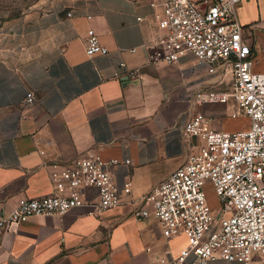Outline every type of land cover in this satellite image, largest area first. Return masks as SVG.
I'll return each mask as SVG.
<instances>
[{"label":"crops","instance_id":"crops-1","mask_svg":"<svg viewBox=\"0 0 264 264\" xmlns=\"http://www.w3.org/2000/svg\"><path fill=\"white\" fill-rule=\"evenodd\" d=\"M149 2L31 0L25 11L0 16V216L22 198L52 192L53 161L89 149L132 160L113 171L118 185L132 183L121 206L101 215L83 205L33 217L0 237V264H159L187 245L185 236L165 238L153 215L138 219L133 211L150 208L142 197L201 145L182 130L195 112L211 116L218 130L245 129L249 121L232 117L224 104L189 101L200 85L218 87V76L191 53L161 60ZM238 17L256 54L254 70L264 73V0H242ZM91 28L107 54H87ZM123 62L128 72L118 77ZM28 92L36 97L32 105ZM85 198L97 202V189Z\"/></svg>","mask_w":264,"mask_h":264},{"label":"built area","instance_id":"built-area-1","mask_svg":"<svg viewBox=\"0 0 264 264\" xmlns=\"http://www.w3.org/2000/svg\"><path fill=\"white\" fill-rule=\"evenodd\" d=\"M242 0H150L159 31L161 60L174 63L191 53L197 65L217 75L216 86L200 85L188 92L197 105L224 104L232 117H245V129L228 131L213 127V118L195 112L184 124L186 136L199 137L201 145L185 163L142 197L150 208L136 207L140 219L153 215L167 239L187 238L177 256L159 264H210L223 259L229 264H264V73L254 70L256 54L238 17ZM71 15V13H68ZM135 51V49H133ZM86 52L92 57L107 54L94 29L88 30ZM120 64L118 77L127 74ZM130 74H132L130 72ZM33 92L25 97L35 102ZM130 158L104 157L89 149L72 161H53L50 194L22 198L0 216V237L40 215H63L71 209L92 205L96 214L117 208L132 191L131 179L116 183L113 171L130 166ZM210 182L220 200L211 207L206 184ZM98 191V201L85 198Z\"/></svg>","mask_w":264,"mask_h":264},{"label":"rangeland","instance_id":"rangeland-1","mask_svg":"<svg viewBox=\"0 0 264 264\" xmlns=\"http://www.w3.org/2000/svg\"><path fill=\"white\" fill-rule=\"evenodd\" d=\"M31 0H0V16L3 18L19 14L26 10ZM240 123H246L247 120L239 119ZM208 201L215 210L220 208V200L216 194L212 183L208 182L205 186Z\"/></svg>","mask_w":264,"mask_h":264}]
</instances>
